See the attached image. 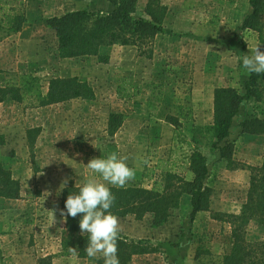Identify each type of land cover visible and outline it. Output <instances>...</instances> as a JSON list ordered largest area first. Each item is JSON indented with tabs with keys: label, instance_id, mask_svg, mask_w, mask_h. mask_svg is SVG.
Listing matches in <instances>:
<instances>
[{
	"label": "crops",
	"instance_id": "crops-1",
	"mask_svg": "<svg viewBox=\"0 0 264 264\" xmlns=\"http://www.w3.org/2000/svg\"><path fill=\"white\" fill-rule=\"evenodd\" d=\"M162 2L168 8V14L164 22L165 31L155 38L154 48L156 52L163 51L162 55H164L165 51H169L173 45L179 47L181 59L178 68L180 75L177 82L181 79L182 86L191 87V95L194 101H197L195 103L200 109L209 108L211 114L209 123H202L199 119L192 126L209 125L213 119L214 90L232 87L244 94V84L250 74H247L242 68L241 58L243 55H250L251 51L258 46L261 51H264V46L259 43L256 33L242 30L244 20L253 11L250 0H162ZM201 2H204L205 9ZM48 18L52 17H43L39 20L45 21ZM27 20H29L28 22L31 20L29 13H27ZM28 22L24 24L21 32L12 34L13 36L9 38L18 41L25 35L33 34L35 26L34 28L30 27ZM106 49L108 48H102L101 54H106L104 53ZM156 52L155 55L158 56ZM157 56L154 60L157 59ZM152 84L151 81L145 83L146 86ZM151 99V94L147 93L139 98H124V103L128 102L127 105L134 111L106 108L108 120L111 114H121L123 115V124L112 137L115 141L109 143L102 153L95 156L96 158H102V156L106 158L113 152L118 155L119 150L124 151V154L125 151L133 153L130 154L133 161L126 160V155L123 158L127 166L134 172L129 180L143 179L145 161L140 162L137 157L139 156L138 150L143 152L146 150L145 154L148 155V147H151L152 144L158 146L159 140L153 136L162 127L161 124H166L165 120L160 121L159 125H157V121L155 122L159 115L149 108ZM71 104L74 108L76 105H80L82 112L86 111L87 114L88 109H94L97 105L102 108L96 100H74L62 105L33 109H25L12 101L0 104V116L4 118L5 126L6 124L10 125L8 131L7 129L0 131L6 137V146L0 153V161L11 170L13 177L20 182L23 198L15 201L0 198V204L9 206L7 202H17L20 206L19 202L26 203L24 199L29 192L27 190L33 188L32 184L36 182L39 190L42 191L40 197L48 200L45 209H41L40 213L45 214L47 218L44 223L49 232L59 228L63 231L65 228L66 217L61 215L63 190L71 183L79 187L90 178L99 179L97 174L85 168L93 159V149L90 148V126L81 124L80 127L77 125L62 127V125L54 124L62 111L56 110V107L62 109V106H68L70 108ZM253 114L255 115L252 112V105L244 102L233 120L229 140L234 144L235 151L230 163L222 160L218 151H209L205 146L201 148L208 158L209 174L205 185L213 191H222L226 202L230 204L236 203V198L239 195L236 198L235 196L238 193H245L242 204L247 202L252 175L250 169L261 167L264 164V133L262 135L245 134L241 127L243 122L254 119ZM258 118L264 120L262 116ZM13 122L17 126L23 127L20 136L11 133ZM34 129L41 130L32 152L36 163L35 170L33 164L28 160L30 149L27 136V132ZM66 134L71 135L69 138L73 140L71 144L66 141ZM13 150L16 151V158L10 160L4 158L7 152ZM156 159L154 162H150L151 174L153 170L162 173L155 169L158 166V161L165 158L160 154L156 156ZM167 165L162 164L161 166H166L168 169L174 166L172 163ZM186 168H188V164ZM184 175L187 180H192L194 177L187 169ZM65 181H67L66 186L61 188ZM150 183L151 181L144 180L145 187L150 188ZM27 202V207L30 208L32 202ZM41 202L43 203V201ZM192 211L191 196L184 195L178 212L160 228H152L150 216H146L143 220H137L134 216L118 218L121 236L133 241H149L159 249V252L154 254L134 257L132 264H222L223 257L230 251L231 225L217 220L216 216L218 215L213 213L211 208L209 211L198 212L193 220L191 219ZM254 225L257 224L251 222L248 228L250 229ZM207 228L212 234H215L217 229L221 233H225L227 240H230L229 244L225 246V251L218 250V245L214 243L208 244V241L204 243L200 240V235H203ZM215 236L218 235L215 234ZM219 238L221 240V237ZM251 239L250 234H247V240L252 242ZM203 244L208 245L205 251H200V255H198L199 247H203ZM220 245L226 244L220 243ZM60 250L61 244L53 254H60ZM72 256L79 262L78 264H89L79 260L77 255ZM55 259L59 261L56 263L54 260L53 264H64L67 257L58 256Z\"/></svg>",
	"mask_w": 264,
	"mask_h": 264
},
{
	"label": "trees",
	"instance_id": "trees-1",
	"mask_svg": "<svg viewBox=\"0 0 264 264\" xmlns=\"http://www.w3.org/2000/svg\"><path fill=\"white\" fill-rule=\"evenodd\" d=\"M115 9L110 13H99L90 10L67 12L45 20L46 27L55 33L56 52L59 59L97 58L101 64H108L109 57L101 54L102 48L134 47L140 57L152 58V46L155 38L165 31L164 22L168 8L161 0H149L144 14L146 19L137 18V0H107ZM252 13L244 20L242 30L257 34L258 41L264 46V0H250ZM24 0H0V32L7 35L21 32L27 22ZM48 90L44 92L42 81L34 75H21L11 78L0 70V104L12 101L25 109L44 108L67 103L74 100L95 101L94 88L77 77L51 78L47 80ZM244 94L232 87L214 90L212 123L205 126H194L191 129L192 142L195 148L188 156L187 170L193 174L192 180L185 175L167 168L169 161L159 160L151 174L145 163L142 180H128L124 187L109 185L115 197L110 211L117 218L134 216L137 220L151 217L152 228L164 226L180 208L184 195L191 196L193 220L198 212L209 211L213 190L205 185L209 174L208 158L202 152L200 145L209 151H218L221 159L230 163L235 146L230 142V130L234 118L238 115L241 105L248 102L252 105L254 119L241 124L243 133L262 135L264 133V73L250 74L244 84ZM135 96L127 95L131 99ZM170 124L178 121L168 118ZM123 124V115L111 114L107 132L114 136ZM41 130L27 132L29 149L33 152L34 143ZM6 146V137L0 134V153ZM166 166H161V165ZM237 169L238 167H234ZM251 181L247 202L242 206L240 215L225 214L216 216L217 220L231 225V251L223 257L222 264H264V237L257 242H249L246 238L248 225L255 222L264 228V164L250 169ZM144 180L151 181V187L144 185ZM71 183L62 192L61 208L71 193L78 190ZM22 187L13 177L11 170L0 161V198L5 200H21ZM83 214L77 217H66V225L61 234V253H76L79 259H86L95 264H104L103 257L90 259L84 249L87 246L88 234H81L79 221ZM201 241L205 235H200ZM75 249L71 251L70 249ZM159 249L151 242L133 241L118 235L117 255L120 264H132L133 258L145 254H154ZM198 255H200V247ZM53 257L39 259L38 264H52Z\"/></svg>",
	"mask_w": 264,
	"mask_h": 264
},
{
	"label": "rangeland",
	"instance_id": "rangeland-1",
	"mask_svg": "<svg viewBox=\"0 0 264 264\" xmlns=\"http://www.w3.org/2000/svg\"><path fill=\"white\" fill-rule=\"evenodd\" d=\"M24 2L26 17L29 13L31 18L30 22H28L29 20L27 22L30 23V27L34 28L35 26L33 34L25 35L17 41L9 38L13 36L12 34L7 35V32H0V70L11 78L21 75L39 77L44 92H47V80L51 78L77 77L81 81L89 83L95 90L96 102L101 104L102 108L97 105L94 109H88L87 114L86 111L82 112L80 105H76L75 108L73 104L70 105V108L68 106H62V109L56 107V110L62 111L54 124H57V126L62 125V127H71L72 125L80 127L81 124L90 126L92 158H96L95 155L102 153V150L106 149L109 143L115 141L112 138L113 136H110L106 130L109 121L106 108L109 107L111 110L113 107L116 110L134 111L133 108L131 109L127 105L128 102L124 103V96L130 94L135 96L133 98H139L145 93L151 94L152 99L149 108L159 115L155 122L157 121V125H159L161 124L160 121L165 120L166 124H161L162 127L157 128L159 130L153 136L156 137V140H159L158 146L152 144L151 147H148V155L145 154L146 150L144 152L138 150L139 156L137 157L140 162L145 161V163L148 157V165H151L150 162H154L157 160L156 156L162 154L165 158L164 161L168 160L169 163L175 165L174 171L186 174L187 156L199 147L192 142L191 129L195 126H192V124L199 119L202 123H209L211 114L209 108H206V110L200 109L195 103L197 101H194L191 95V87L182 86L181 79L177 82L180 75L178 68L181 59L179 47L173 45L169 51H165V54L162 55L164 52H156L153 43L151 59L140 57L137 48L134 47H110L104 52L106 53L104 55L109 57L108 64L99 63L95 57L59 59L56 52L55 33L49 30L45 21L39 20V18L62 16L67 12L85 9L106 14L115 9L114 5L107 0H24ZM148 2L149 0H137V13L135 15L137 18L146 19L144 10ZM201 3L205 9L204 2ZM8 38L9 40H7ZM155 52L158 56L155 55ZM156 56L157 59L154 60ZM150 81L153 84L146 86L145 83ZM169 117L178 121L177 126L170 124ZM3 120L4 118L0 116V131L6 129L8 131L10 125L6 124L5 126ZM10 131L12 134L20 136L23 127L14 124L13 129L11 128ZM70 137L71 135L66 134L68 144L73 141L69 139ZM200 148H203V145H200ZM130 154L133 153L125 151L124 154V151H118L120 158H125L126 155V160L133 161ZM4 158L7 160L16 158V151L7 152ZM28 160L33 164L35 170L36 163L31 151ZM32 187L27 190L29 192H27L28 194L24 199L26 203L19 202L20 206L17 202H7L9 206L4 205L3 202H1L3 205L0 204V264H38L39 259L48 256H52L53 261L56 260V263L59 260L55 258L66 256L67 259L64 264H78L79 262L72 256L77 255L76 253L66 255L60 251L58 255L53 254L61 244L62 231L60 228L52 229L50 232L47 230L44 223L47 218L45 214L40 213V210L45 209L48 200L46 201L42 199L43 197H40L42 191L39 190L36 182L32 184ZM213 192L211 196V210L213 213L220 216L225 214L240 215L245 198L243 194L245 193L236 194L235 198L239 195L236 198V203L230 204L226 202L227 200L223 197L222 191ZM27 201L32 202L30 208L27 207ZM49 203L52 204V202ZM31 221L33 223H30ZM215 234L218 236H215ZM215 234L209 232L208 228L205 229L203 242L214 243L218 245V250L223 249L225 251V246L229 244L231 239L228 241L225 233H221L219 229ZM247 234L252 237V242L262 240L264 228L254 225L252 228H248ZM219 237H221V240ZM220 243L226 245H220ZM208 244H203L200 251L204 252ZM231 248L232 245L230 251ZM100 257L102 255L98 253L95 258ZM79 260L95 264L90 260Z\"/></svg>",
	"mask_w": 264,
	"mask_h": 264
},
{
	"label": "clouds",
	"instance_id": "clouds-1",
	"mask_svg": "<svg viewBox=\"0 0 264 264\" xmlns=\"http://www.w3.org/2000/svg\"><path fill=\"white\" fill-rule=\"evenodd\" d=\"M241 59L242 68L247 74L264 73V51H261L259 46L252 50L250 55H243ZM85 168L97 174L99 179L90 178L79 186L75 193H71L61 215L75 218L78 214H83L79 227L82 235L88 234V243L84 249L88 258L94 259L99 253L104 264H120L117 255L118 218L110 211L115 197L108 185L124 187L133 176V169L115 152L106 158L102 156L91 159ZM66 184L67 181L61 188ZM70 250L75 251L72 248Z\"/></svg>",
	"mask_w": 264,
	"mask_h": 264
}]
</instances>
